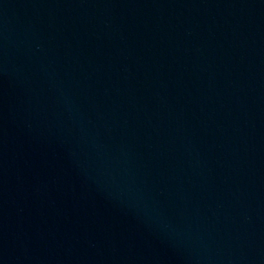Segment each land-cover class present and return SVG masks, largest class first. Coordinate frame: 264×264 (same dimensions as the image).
Here are the masks:
<instances>
[{
	"label": "water",
	"instance_id": "water-1",
	"mask_svg": "<svg viewBox=\"0 0 264 264\" xmlns=\"http://www.w3.org/2000/svg\"><path fill=\"white\" fill-rule=\"evenodd\" d=\"M0 264H23L0 193Z\"/></svg>",
	"mask_w": 264,
	"mask_h": 264
}]
</instances>
